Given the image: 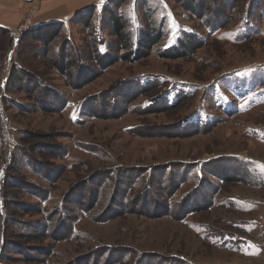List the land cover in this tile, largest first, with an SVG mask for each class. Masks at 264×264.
Masks as SVG:
<instances>
[{"label":"rangeland","instance_id":"rangeland-1","mask_svg":"<svg viewBox=\"0 0 264 264\" xmlns=\"http://www.w3.org/2000/svg\"><path fill=\"white\" fill-rule=\"evenodd\" d=\"M106 1L47 0L38 12L64 16L66 24L74 10L97 4L92 27ZM118 1L134 33L164 27L145 60L118 62L81 85L77 64L91 67L92 54L77 21L88 22V14L68 22L48 49L29 42L17 49V61L53 91L14 89L3 103L16 141L9 138L10 150L0 146V165H8L0 264H264V85L256 87L259 105L232 96L235 82L255 85L264 71V17L252 10L251 21L242 20L249 0L207 2L203 21L174 0ZM242 23L257 34L237 39ZM184 33L202 37V48L183 60L158 57ZM63 40L79 50L66 79L35 54L49 59ZM11 53L0 49V65ZM168 91L188 96L168 108ZM54 95L66 100L62 111ZM222 98L238 102V112L222 114ZM196 113L208 117L206 129L188 125ZM18 143L21 152L10 154ZM251 165L255 177L245 181Z\"/></svg>","mask_w":264,"mask_h":264},{"label":"trees","instance_id":"trees-1","mask_svg":"<svg viewBox=\"0 0 264 264\" xmlns=\"http://www.w3.org/2000/svg\"><path fill=\"white\" fill-rule=\"evenodd\" d=\"M174 1H176L178 4H181L184 10L189 12L193 17H196L198 20L203 21L205 18L204 8L207 2L210 3L219 1V4H221V6L225 5L226 7H229L236 4L239 0ZM256 2L257 7L253 8L251 4L253 3L254 5L255 3L256 5ZM263 4L264 0H249L248 3L243 7L244 13L242 11V15H244V17L242 18V20L246 21V19L248 18V20L251 21L252 18H250L251 16L249 14L252 13V10H254L255 12L257 11L259 16L264 17V6H262ZM119 7L120 2L118 0H107L105 3H102L101 10L98 15V23L92 27H89V23L98 11L99 7L97 4H92L84 10L76 12L69 18L66 24L64 22L58 21L42 24L40 26L32 28H20L18 29L17 37L15 38L10 37V30L0 27V49L3 51L5 50V53L12 52L9 58V62L0 65V100H2L0 101V110L2 111V113L0 111V146H3V149H6V147H8L10 150L11 146L9 138H11L12 140L14 138V134L11 133V128H9V133H11V135L8 136V132L6 129L8 118L6 117L3 110V103H8L7 101H9L7 97L8 94H11L12 90L14 89L15 91L29 92L28 88L30 87L39 89L41 91L47 88H49L47 90H50L52 87L51 85L43 84L40 77L34 76L32 75L34 73H30L29 71H27V67L29 66L25 65L23 60L17 61V57L15 56L18 55L17 49L21 48V46L27 44L28 42L40 43L44 48L48 49L55 41L56 36L61 32L64 33L66 31L68 22H75L76 20H79L80 17L88 14V22L86 21V23H84L82 21H77V24H82L87 28V37L90 38V43H87L86 49L92 54V58L90 59V64L92 66L90 67L89 65H86L85 62H88L86 60L77 64L78 80L79 82L83 81L81 85H85L86 83L95 80L99 74L118 62L131 64L147 59L154 52V50H156L155 48L161 44L162 40L166 36L163 25L149 26L148 28L138 27V29L134 33L127 21L124 19L122 13L118 12ZM148 19H151V17H148ZM213 20H215V18ZM209 23H211V20ZM249 25L250 24L248 23H242L240 25L241 29L239 30L237 39H240L242 37L243 39L241 40H248L249 38H252L257 34L254 30L255 28H249ZM104 36H110L114 38V41H108V43H106L104 41ZM66 42L67 40H63L62 43H60L59 47L56 48V50L58 49V51L54 50L53 56L49 59H47V56H43V54L38 51H36L35 53L37 54V56L41 57L44 60L47 68L64 76L65 79L67 73L68 76H71V71L73 70L72 67L74 66L69 58H72V56H76L78 54L77 52H79V50H77L72 44ZM200 48H202V37L195 35L194 33H184L183 35L180 34L178 37H176L175 40H169V44L166 45V47L160 49V51L158 52V57L163 60H183L185 57L191 55L195 50H199ZM79 59L83 60L80 55ZM35 74L38 75L36 71ZM242 80L243 83L238 84V81L234 83V91L232 92L233 98L237 100L241 97H247L250 101H255L256 105H259L261 102H263V100H260L263 96L259 92L262 91V89H258L256 87L258 84L259 86L264 85V71L258 72L254 83L255 85L247 83L244 79ZM144 81L146 82V84L148 83L146 78L144 79ZM145 82H142L144 86H146ZM77 88H75L74 86V89ZM214 89L215 88H212L211 92ZM47 90L42 92H49ZM52 91L53 90H50V92ZM179 92L180 91H178L175 95L173 93H170L169 91L162 94L166 107L173 108L178 102L187 98V92ZM54 99L56 100L55 104H57L56 109L58 111H62L66 106V100L64 98L60 99V97L56 95H54ZM230 103L235 104L234 102L227 101L226 99L222 98L220 99L217 107H219L221 113L225 115H229L232 110L238 112V102L234 107L229 108L228 106H231ZM187 121L190 127L192 125L197 127H204L202 130L206 129V127H208L210 124V121L206 115H198V113L194 114L191 118H188ZM187 123H183V125H187ZM18 133H20V135L27 134L26 131L20 130ZM13 141L15 142L16 140ZM12 149L15 150V152L10 154L15 155L16 153H19V151L21 152L19 143L16 144ZM7 166L8 165H0V207L4 205L2 191L5 187ZM252 166L253 165L245 167V172L248 173L246 175V178H244L245 181H247V179L251 180L252 177H255ZM30 172L32 173V171ZM224 180L226 179L223 178L222 181L225 182ZM34 187L35 185L33 184L26 185V187L24 188L27 189V192H32ZM37 197L38 199H47L46 197H42L41 195ZM119 205L121 206V204ZM65 227L67 230L65 231V233L67 234V232H70V227ZM2 245L3 241L1 242V246ZM13 250L15 252L19 251L18 248H14Z\"/></svg>","mask_w":264,"mask_h":264},{"label":"crops","instance_id":"crops-1","mask_svg":"<svg viewBox=\"0 0 264 264\" xmlns=\"http://www.w3.org/2000/svg\"><path fill=\"white\" fill-rule=\"evenodd\" d=\"M41 1L47 0H0V12H2V16H4L0 19V27L6 28L10 30L11 33L17 34V31L20 28H32L50 22H62L64 16H50V13L45 16H43L44 14L41 15L38 10L41 8L42 4H45H41ZM60 7L61 6L57 7V5H55L52 6L51 10L59 9ZM87 7L88 5L81 10H74L72 14L82 11ZM32 14L36 17L32 18ZM44 17H47L48 19L41 20ZM26 20H29V23H26Z\"/></svg>","mask_w":264,"mask_h":264},{"label":"built area","instance_id":"built-area-1","mask_svg":"<svg viewBox=\"0 0 264 264\" xmlns=\"http://www.w3.org/2000/svg\"><path fill=\"white\" fill-rule=\"evenodd\" d=\"M10 37L11 38H15L16 37V33H10Z\"/></svg>","mask_w":264,"mask_h":264},{"label":"snow or ice","instance_id":"snow-or-ice-1","mask_svg":"<svg viewBox=\"0 0 264 264\" xmlns=\"http://www.w3.org/2000/svg\"><path fill=\"white\" fill-rule=\"evenodd\" d=\"M262 168H264V166H262Z\"/></svg>","mask_w":264,"mask_h":264}]
</instances>
